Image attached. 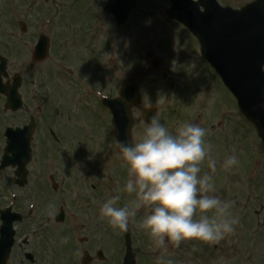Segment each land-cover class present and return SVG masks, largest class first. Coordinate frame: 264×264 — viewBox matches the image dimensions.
Listing matches in <instances>:
<instances>
[{
  "label": "rangeland",
  "instance_id": "rangeland-1",
  "mask_svg": "<svg viewBox=\"0 0 264 264\" xmlns=\"http://www.w3.org/2000/svg\"><path fill=\"white\" fill-rule=\"evenodd\" d=\"M0 2L3 1L0 0ZM39 2H44V0H39ZM76 2H84V7L87 8L88 5L86 4V2H97V0H77ZM159 2L166 1L154 0V2H151L150 0H147L144 3L140 2V6L133 14L129 25L125 28L119 27L120 29L123 28V32L116 30L118 29V25L114 23L113 19L110 16L103 17L101 21V28L96 33L94 41L91 39L87 41V37H85L87 32L86 28L90 23V16L86 15L89 17V19L85 16V23L77 24V29L81 34L83 33L82 36L84 40L81 41L80 45L76 46L72 44V40L69 36L66 50L69 57L71 58V63H75L73 62V58L76 54L79 53L88 54V61H91L93 59L94 63L97 65L100 64L102 59H107L110 57L109 72L113 76L110 80L111 84L115 79L118 83L121 81V76H123L124 73V67L130 68V66L134 64V62L132 61L133 54L136 55L135 60H137V62H140L145 68V75L142 77L140 85L142 86V89L144 87L148 88V90L150 89L152 95L151 100H143V105L145 107L149 103L155 101L159 102L160 105H163L161 112V119L163 121L161 122L166 123L167 126L170 127L171 131L174 132L177 125L174 126L170 124L171 122L169 121V114L167 112H170L171 118L174 116L176 108L179 106L177 104L178 98L180 96L178 89L181 87H178V89H176V87L169 88L171 84L170 76H183L185 73L193 70L192 75L195 78L200 73V70L204 68L198 58L194 61H192L191 59L193 63L190 62L188 60L190 55L183 50V47H180L178 45V39L182 40L181 33L184 32L182 28L176 29L173 25L167 24L166 21H160L156 19L157 16H148L149 14L146 11L148 7L155 8L157 13H160L161 9ZM31 18L34 20L36 19V17ZM137 30H140V38L135 41L134 44H132V42L135 40V36L133 37L127 32H131V34L133 35L134 31L136 32ZM109 33L111 34L109 35ZM107 35H109V38L107 37ZM150 39L151 41L152 39H154V46L149 51L148 49H144L141 46L144 41H149ZM109 44L115 45L112 46ZM130 44H132V48H130ZM135 44L137 46L134 52L131 50L134 49ZM192 49L194 48L192 47ZM62 51L63 49H57V59L55 60L54 65H58V63L61 61ZM156 58L159 59V65L156 68H153L152 62ZM17 59V57L12 56L11 72H23L29 81L38 82V90L43 92V95L46 94V98L48 99L49 104L47 106V116L45 118V121H50V118L52 117H58L61 107L67 103L68 98H65V96L58 93V86H61V84L55 82V73L59 76L64 75L55 67L49 68L48 66H46L44 68L43 66H41L39 68H26L24 62L15 61ZM175 59L183 60L185 65L180 67L179 69L171 68V65L173 64ZM71 63L64 64V67L70 65ZM164 73L168 77L167 80L164 78ZM65 79L68 89L76 90L74 102L79 101L81 91L80 87L76 86L77 82L75 80L77 78L66 76ZM195 81L196 87H198V90L201 91V94L205 97V102L203 101V104L201 106V109L204 111V113L202 119L200 118V126L207 130V137H209L210 139L213 138V143L210 142V144L212 145L211 155L217 162L215 172H212L211 169L207 167V163L204 162L201 165V174H203L204 172L209 173L213 177L216 191L219 190L220 192H222V194L227 192V195L231 196L229 195L231 188L228 191H224V184H228L229 182L232 183L234 181V176L230 178L233 171L237 174V182H240V174H242L243 171H246V168H243L246 165H239V167L237 165L229 169H225L222 165L225 158L233 153L238 156L239 163H243V159H250L251 155L248 152V149L244 147L248 141V133L246 127L247 124L245 123V120L243 118L235 113L233 102L229 100L230 96L226 95L223 90L218 93L219 89L214 84V80L212 81V77H208V73ZM49 82H54V85H47L46 83ZM114 83L111 85V89ZM63 88L67 92L66 86ZM46 91L49 92V94ZM31 96L32 95L30 94L29 100L32 99ZM189 97L190 96L188 95V93H186L183 95L181 101L183 103L187 101V105H190L191 107L192 103ZM69 98L71 99V96ZM26 99L28 98L26 97ZM174 99L176 100V103H174ZM221 102L224 103V105ZM51 103L54 107L51 112H48ZM36 105L37 102L33 105L30 104V106H32L33 108H36ZM222 106L227 108L228 115L222 116L220 114L219 108ZM223 110L224 109H222L221 111ZM208 112H211L212 114L210 115ZM83 113L84 112H81L79 115L71 114L72 122L70 123V126H72V129L76 132H81L82 126L86 123V118L83 117ZM139 114L140 111L139 113L138 111H136V118H139ZM164 116L166 117L163 119ZM185 116L186 114L184 113L183 117ZM9 117L10 116L7 117V123L10 121ZM23 117L24 114H20L15 119L21 120ZM217 118L221 120V126L215 124ZM63 120L65 124L68 123L66 117H64ZM179 122L181 123V121ZM65 124H56V127L53 126L54 131L56 130V128L60 131L59 127L62 129L64 128ZM47 128L48 127L46 125V129L43 132L41 130L37 132L35 142H38L40 138H44L45 135L48 136ZM95 130L102 133L101 128H95ZM143 130L145 131V128H143L140 121H138L137 127L135 129V135L138 141L142 139L141 135ZM104 139L106 145V134ZM46 151V149L40 148L38 151L36 150L34 152V158L29 165V170H31L29 174V182L23 188H19L18 186H16L12 170H6L5 172L0 173V205H5V203H8L12 194H18V196L20 197V201L23 193L26 195L27 200L25 203H23L24 206L22 207H26L32 201L31 199L36 198L37 196H42L44 200L43 208L39 212H37L33 218L25 219L24 222L18 224V230L20 231L19 237L23 236L24 234L30 233L32 230L37 229L40 230V233L31 239V245H27L25 246V248L17 247L15 249V252L13 254V264H24L22 262L24 256L22 255L27 251L33 250H35L34 264H53L50 258L51 248H49L48 242L53 239L54 241L61 243L62 246L68 244V240L71 239V236L66 234V232L69 230V226H71V228H74L75 234L73 233V236L79 239L80 242L78 243V245H74L73 250L75 251L72 253L73 258H67L66 262H62L61 264H72V261L74 259L77 261V263L79 261V264H83L82 262H80V259L82 260V256L81 254H79V252H81L82 250H96L100 248H103L105 250L104 252L106 258L109 257V259H114L115 262L109 261L105 263L101 261H95L93 264H118L119 257L121 260V256L119 255L118 257L117 252L122 247L121 236L124 230L113 228L108 223L107 219L103 217L101 218V216L100 219L94 220L91 213L93 210L84 211L83 209H81L83 207H80V205H85V203L88 204L90 203L91 198H99L100 196L98 194H92L89 183H86L84 179L77 180V182L79 181L78 189L73 190L71 186L75 183L72 182L75 174L74 176L71 174H67V184L65 186L64 184H61L62 188H65L66 190L63 191L62 196H64L68 201V220H66L65 223L56 228L45 225L42 216L47 211H49V214L54 213V209L52 207V199L54 194L51 192L50 188L48 189V194L47 192L39 188V186L43 184L42 176L48 154ZM58 151L61 152L62 155H64L67 150L61 149ZM51 152L55 153L57 151ZM254 152L258 154V158L257 160H255L258 161L259 166H261V171H264V158L259 156V152L257 150H254ZM58 159L60 160V157ZM60 161L63 162L64 159H61ZM117 164L120 165V170L124 165H126L121 157L117 159V162H115L114 165ZM125 169H127V167H125ZM120 170H116V174H119ZM226 179L229 181H226ZM117 184L123 185V182H117L116 178H114L113 182L110 184L112 187L111 191L109 192V196L115 195L113 191H115L114 189L116 188L115 186ZM79 187H82V191H79ZM249 188L257 190V184L253 183L251 186H249ZM240 190L242 191V187H240ZM58 191L59 189H57V193ZM120 196L121 199L118 203L122 205L120 203L122 201V195ZM107 197H105L104 199H106ZM127 197L128 194L124 192V199L126 201H130L127 199ZM261 205H264V200L261 201ZM257 206V210H261L260 201H255L254 207L248 209L243 218L241 216L239 217L238 223L234 225L233 232L228 233L227 237L223 236L218 240V243L220 244L219 246L222 251L216 250V252L211 253L207 251L206 248L201 247V245L199 244V252H197L195 251L194 247V244H196L197 240L192 239L182 241L179 247H171L169 245V254L166 259H170L173 264H264V238H262L261 236L262 231L264 233V227L262 230L261 227L258 226L259 217L257 215L256 218L251 219L254 213L253 211L255 208H257ZM259 214H262V217L264 218V213L262 211H260ZM143 215L144 210H142L141 217ZM141 217L135 218L133 224H137ZM251 222L252 226L254 224L257 225L259 230H261V233L257 231L253 236H249L245 240V236L247 234L249 235L246 224L248 225ZM61 230L64 231H62L63 235L60 237ZM130 230L133 237L134 251L135 253H141V257L139 258L140 261H142L141 264H157V257L159 255V252L154 248L153 244H150L149 240H152L151 237L147 234L146 231L141 230L138 227L135 228V226H131ZM67 233L70 234L69 232ZM148 248L154 249V253H152L153 255L150 256V258L144 255L146 254ZM223 248L225 249L223 250ZM226 248H228V250ZM68 249H70V247ZM234 255L236 257L235 260Z\"/></svg>",
  "mask_w": 264,
  "mask_h": 264
},
{
  "label": "clouds",
  "instance_id": "clouds-1",
  "mask_svg": "<svg viewBox=\"0 0 264 264\" xmlns=\"http://www.w3.org/2000/svg\"><path fill=\"white\" fill-rule=\"evenodd\" d=\"M206 132L198 123L187 121L173 132L155 115L146 123L139 142L119 144L128 178L117 194L101 204L100 215L113 228L126 230L143 208L137 227L151 237L159 252L157 264H173L166 259L170 244L179 247L182 241L192 239L214 242L233 232L238 223L230 211L232 202L215 194L209 173L201 174L204 162L212 172L217 167ZM238 164L233 153L222 166L229 169ZM120 192L135 194V198L121 206Z\"/></svg>",
  "mask_w": 264,
  "mask_h": 264
},
{
  "label": "water",
  "instance_id": "water-1",
  "mask_svg": "<svg viewBox=\"0 0 264 264\" xmlns=\"http://www.w3.org/2000/svg\"><path fill=\"white\" fill-rule=\"evenodd\" d=\"M175 2L176 11H171V14L177 17L178 19H181L182 17L178 15H183L186 5V0H173ZM129 2H132L130 0ZM201 4L209 2V0H200ZM130 9V8H129ZM128 9V11H129ZM127 11V13H128ZM127 15V14H126ZM238 23L239 20H237ZM253 24V25H252ZM258 24H261L259 21H252L251 25L246 27L244 30H248L244 32V37L242 38V43L248 41L250 38H252L251 31H258ZM205 37L207 39H212L214 36L213 34H205ZM244 40V41H243ZM261 41L264 42V36H262L260 33H258L256 37V42ZM219 43V47H220ZM225 50H222V52L217 53L215 57H211L209 55V58L213 62V64L219 69L220 73L223 75L225 79H228L231 86L235 89L243 88L244 94L242 95V102L245 107L246 113H251L254 111V108L262 103V98L264 95V85L261 83L260 85L257 83V76L260 71L262 61L264 60V46H261L259 50H253L254 56L248 57L244 62L239 63L237 61V58L235 56L242 54H246L247 51H252L251 48H249L246 45H241L238 47L237 51H232V47L230 45L224 47ZM231 50V51H229ZM252 59H254L252 61ZM256 61V62H255ZM229 67H235V71H230ZM251 67L253 69V72L250 74V76L247 78L245 73L247 72L248 68ZM239 72V73H237ZM240 74V75H239ZM236 75H239L238 77ZM255 118V117H254ZM264 119V117H262ZM262 124H264V120L262 121ZM260 126V130L264 135V127ZM22 163H26V160L24 159ZM131 260V259H130Z\"/></svg>",
  "mask_w": 264,
  "mask_h": 264
}]
</instances>
